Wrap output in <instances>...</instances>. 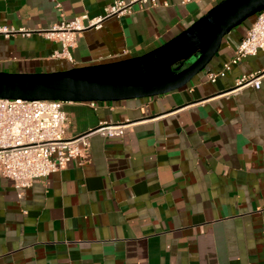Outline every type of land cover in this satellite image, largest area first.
Here are the masks:
<instances>
[{
    "label": "crops",
    "instance_id": "0c3cea01",
    "mask_svg": "<svg viewBox=\"0 0 264 264\" xmlns=\"http://www.w3.org/2000/svg\"><path fill=\"white\" fill-rule=\"evenodd\" d=\"M115 0H0V72H53L145 54L178 35L215 1L157 0L75 33L73 61L43 31ZM254 17L232 29L184 87L154 97L66 102L68 137L100 122L120 137L88 136L84 157L23 190L0 176V264H264V51L215 82ZM86 22V21H84Z\"/></svg>",
    "mask_w": 264,
    "mask_h": 264
},
{
    "label": "water",
    "instance_id": "95a60500",
    "mask_svg": "<svg viewBox=\"0 0 264 264\" xmlns=\"http://www.w3.org/2000/svg\"><path fill=\"white\" fill-rule=\"evenodd\" d=\"M263 8L264 0H219L178 35L140 56L53 72H0V98L112 102L180 89L205 70L232 29Z\"/></svg>",
    "mask_w": 264,
    "mask_h": 264
},
{
    "label": "built area",
    "instance_id": "2783aa9c",
    "mask_svg": "<svg viewBox=\"0 0 264 264\" xmlns=\"http://www.w3.org/2000/svg\"><path fill=\"white\" fill-rule=\"evenodd\" d=\"M135 4L140 8L144 6L149 8L155 6L157 0H115L105 8L104 16L89 19L84 14L70 20L63 19L43 31V34L60 44L58 55L72 62L68 49L73 45L76 32L97 27L108 16L131 13ZM164 4H167V0H164ZM0 33L7 32L0 28ZM259 50L264 51V8L254 16L232 58L223 62L216 71H206V79L215 82L242 57L255 55ZM262 80L264 69L243 74L236 79L233 90L243 87L258 89ZM65 103L60 100L29 101L0 98V176L12 180L15 188L20 190L28 188L37 180L56 172L70 160L84 157L89 147L90 134L98 133L107 138L120 137L130 125L128 121H104L88 132L68 137ZM90 105L95 107L96 102H90Z\"/></svg>",
    "mask_w": 264,
    "mask_h": 264
},
{
    "label": "trees",
    "instance_id": "16d2710c",
    "mask_svg": "<svg viewBox=\"0 0 264 264\" xmlns=\"http://www.w3.org/2000/svg\"><path fill=\"white\" fill-rule=\"evenodd\" d=\"M254 16L250 17L249 19L253 18ZM193 58L189 59L188 61L184 62V66L188 65L190 61H192ZM176 66V65H175ZM174 68V66H173Z\"/></svg>",
    "mask_w": 264,
    "mask_h": 264
},
{
    "label": "rangeland",
    "instance_id": "374dc122",
    "mask_svg": "<svg viewBox=\"0 0 264 264\" xmlns=\"http://www.w3.org/2000/svg\"><path fill=\"white\" fill-rule=\"evenodd\" d=\"M193 60H194V59H192V61H193ZM192 61H190V62H192ZM190 62H189V63H190ZM209 64H210V62L207 64V66H208Z\"/></svg>",
    "mask_w": 264,
    "mask_h": 264
}]
</instances>
